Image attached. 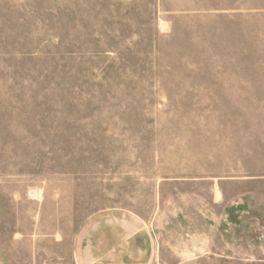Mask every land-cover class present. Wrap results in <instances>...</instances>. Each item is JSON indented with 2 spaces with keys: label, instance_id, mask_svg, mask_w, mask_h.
Instances as JSON below:
<instances>
[{
  "label": "rangeland",
  "instance_id": "obj_1",
  "mask_svg": "<svg viewBox=\"0 0 264 264\" xmlns=\"http://www.w3.org/2000/svg\"><path fill=\"white\" fill-rule=\"evenodd\" d=\"M109 214L160 264H264V0H0V264Z\"/></svg>",
  "mask_w": 264,
  "mask_h": 264
},
{
  "label": "crops",
  "instance_id": "obj_2",
  "mask_svg": "<svg viewBox=\"0 0 264 264\" xmlns=\"http://www.w3.org/2000/svg\"><path fill=\"white\" fill-rule=\"evenodd\" d=\"M76 264H160L152 228L133 215L109 214L81 235Z\"/></svg>",
  "mask_w": 264,
  "mask_h": 264
}]
</instances>
